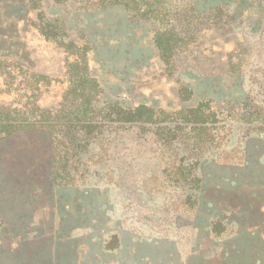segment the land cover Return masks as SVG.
Returning <instances> with one entry per match:
<instances>
[{
    "label": "rangeland",
    "instance_id": "1",
    "mask_svg": "<svg viewBox=\"0 0 264 264\" xmlns=\"http://www.w3.org/2000/svg\"><path fill=\"white\" fill-rule=\"evenodd\" d=\"M108 1L0 0V264H264V0Z\"/></svg>",
    "mask_w": 264,
    "mask_h": 264
},
{
    "label": "trees",
    "instance_id": "2",
    "mask_svg": "<svg viewBox=\"0 0 264 264\" xmlns=\"http://www.w3.org/2000/svg\"><path fill=\"white\" fill-rule=\"evenodd\" d=\"M42 1H44V0H30L31 8L32 9L38 8ZM54 1L57 2V3H63V2H66L68 0H54ZM124 1L125 0H109L108 2H109V4H112V3H120V2H124ZM43 35H45L47 38H49V34L46 31H43ZM165 42L166 41H165L163 35L160 34V35L157 36V40H156L157 47L159 49H161L163 53L166 54L167 50L169 51L168 48H170V47H169V44H165ZM91 82H92L93 85H95V81L92 80ZM143 109L145 110V108L139 107L135 111L129 112V114H132L134 119H140V117L143 116L142 113H141V111ZM0 127H1V129H0L1 132H6V134H11L17 128H24V127H16V126L11 125V124L0 126Z\"/></svg>",
    "mask_w": 264,
    "mask_h": 264
}]
</instances>
